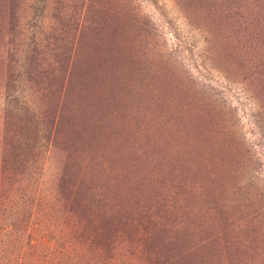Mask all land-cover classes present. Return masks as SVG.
I'll list each match as a JSON object with an SVG mask.
<instances>
[{
	"label": "rangeland",
	"instance_id": "374dc122",
	"mask_svg": "<svg viewBox=\"0 0 264 264\" xmlns=\"http://www.w3.org/2000/svg\"><path fill=\"white\" fill-rule=\"evenodd\" d=\"M0 264H264V0H0Z\"/></svg>",
	"mask_w": 264,
	"mask_h": 264
}]
</instances>
